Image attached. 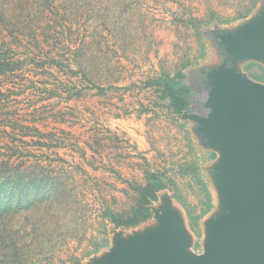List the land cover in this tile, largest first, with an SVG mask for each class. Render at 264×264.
<instances>
[{
    "label": "rangeland",
    "instance_id": "374dc122",
    "mask_svg": "<svg viewBox=\"0 0 264 264\" xmlns=\"http://www.w3.org/2000/svg\"><path fill=\"white\" fill-rule=\"evenodd\" d=\"M262 1L239 20L253 0H75L81 13H64L67 3H57L59 13H7L20 24L5 29L0 21V56L19 66L0 78V160H38L48 172L65 175L67 189L82 200L53 209L50 244L33 248L27 264H73L72 257L94 249L105 237L102 208L129 211L132 187L145 182L146 170L167 171L174 185L152 208L161 210V198H171L192 238L190 251L203 253L206 223L221 210L211 175L220 154L202 144L195 123L173 117L163 102L156 105L153 89L143 84L175 75L189 60L195 64L185 70L186 82L195 87L200 69L223 62L210 31L240 27ZM195 21L205 24L201 37ZM237 68L264 84V63L245 60ZM202 99L196 93L192 112L201 113ZM44 139L50 147L35 144ZM57 216L68 228L52 232ZM22 221L16 216L15 230ZM105 225L109 245L83 264L104 258L118 234L144 233L157 221L133 229Z\"/></svg>",
    "mask_w": 264,
    "mask_h": 264
},
{
    "label": "water",
    "instance_id": "95a60500",
    "mask_svg": "<svg viewBox=\"0 0 264 264\" xmlns=\"http://www.w3.org/2000/svg\"><path fill=\"white\" fill-rule=\"evenodd\" d=\"M261 3L240 27L210 31L223 62L200 69L191 86L203 96L201 113L179 115L195 123L202 144L220 154L211 175L221 210L206 223L203 253L190 251L182 216L164 195L162 209L152 208L156 227L127 238L118 234L112 250L92 264H264V84L237 68L245 60L264 63Z\"/></svg>",
    "mask_w": 264,
    "mask_h": 264
},
{
    "label": "trees",
    "instance_id": "16d2710c",
    "mask_svg": "<svg viewBox=\"0 0 264 264\" xmlns=\"http://www.w3.org/2000/svg\"><path fill=\"white\" fill-rule=\"evenodd\" d=\"M260 1L253 0V6L236 19L247 18ZM74 2L75 0H32V2L31 0H0V13H4L0 14L1 24H4L0 26L6 29L14 24L17 28L20 24L18 19L13 23L15 17H10L7 13H59L60 9L55 7L57 3L69 4L62 8L64 13H81L80 7L74 6ZM191 24L201 37V27L205 24L200 21ZM194 64L188 60L175 75L162 74L147 79L143 84V89H153L157 96L155 104L157 105L159 101L163 102L173 117L182 115L185 111H192L191 100L196 93L186 82L185 70ZM18 66L19 63L0 56V78L14 73ZM75 95L80 96V91ZM35 133L44 137L38 127ZM49 138L53 139L51 135ZM45 139V143L35 144L50 147L48 139ZM12 159L0 160V264H27L33 248L43 249L50 244L46 235L51 231L53 209H62L61 207L69 201L80 204L82 200L77 193L67 189L69 182L65 175L48 172V166L41 165L42 162L38 160L27 165L23 161L15 164ZM173 185L174 182L167 171L146 170L145 182L132 187L136 196L130 210L116 212L107 206L103 207L101 220L105 228V237H102L101 241L95 244L94 249L82 257H72L73 264H83L85 258L109 245L110 239L106 237L108 230L105 223L115 229H133L150 221L153 217L152 206L158 202L160 192L170 189ZM16 216L23 218L22 229L15 230ZM201 218L202 215L195 217L194 222L197 223ZM54 225L52 232L68 228V225L59 222L58 216Z\"/></svg>",
    "mask_w": 264,
    "mask_h": 264
}]
</instances>
